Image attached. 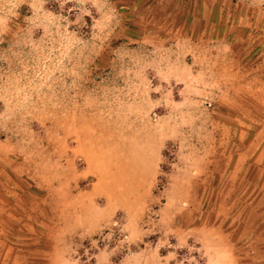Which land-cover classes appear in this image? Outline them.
<instances>
[{
	"label": "rangeland",
	"instance_id": "obj_1",
	"mask_svg": "<svg viewBox=\"0 0 264 264\" xmlns=\"http://www.w3.org/2000/svg\"><path fill=\"white\" fill-rule=\"evenodd\" d=\"M0 264H264V0H0Z\"/></svg>",
	"mask_w": 264,
	"mask_h": 264
}]
</instances>
